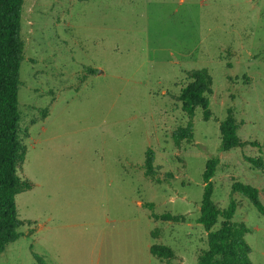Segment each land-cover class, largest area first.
<instances>
[{
    "label": "rangeland",
    "instance_id": "rangeland-1",
    "mask_svg": "<svg viewBox=\"0 0 264 264\" xmlns=\"http://www.w3.org/2000/svg\"><path fill=\"white\" fill-rule=\"evenodd\" d=\"M21 37L18 109L28 137L18 174L33 187L16 208L32 224L0 264H197L207 249L201 177L212 157L213 201L236 202L250 260L264 264V217L231 193L242 182L264 205V172L244 160L264 161V0H24ZM203 68L211 118L197 109L193 138L176 145L172 133L188 122L180 90ZM228 109L243 123L240 140L260 148L220 151ZM148 149L160 183L144 175ZM164 213L184 219L151 217ZM154 244L173 256L153 257Z\"/></svg>",
    "mask_w": 264,
    "mask_h": 264
},
{
    "label": "trees",
    "instance_id": "trees-1",
    "mask_svg": "<svg viewBox=\"0 0 264 264\" xmlns=\"http://www.w3.org/2000/svg\"><path fill=\"white\" fill-rule=\"evenodd\" d=\"M87 2L89 0H74ZM24 0H0V254L4 253L10 244L15 243L22 234L19 229L31 222L19 219L16 208V197L33 187L28 179H23L18 172L24 164L27 147L24 143L28 137L27 130H22L21 114L18 109V90L20 67L24 61V42L21 37V14ZM90 73L95 70L89 68ZM190 82L179 93L181 111L187 116L185 127H180L172 133L176 145L190 142L193 138V119L197 109L202 110V120L211 118L208 97L212 94V76L206 68L190 74ZM43 118L46 112L42 113ZM242 122H238L232 109L227 110L224 121L219 124L220 151L227 152L234 148L251 145L260 148L258 142H243L237 135ZM244 160L253 168L264 172V161L260 158L245 156ZM218 157L207 160L202 173L203 194L199 208L197 223L202 226L207 235V249L197 257V264H252L251 249L245 240L248 229L242 222L233 221L236 202L231 200L226 208H219L213 201V177L219 166ZM144 175L150 180L160 183L155 178L154 153L148 149L142 164ZM231 193L245 197L256 211L264 217V205L259 199V190L239 181H233ZM149 204V209L152 208ZM162 222H181V215L168 213L151 215ZM219 224L217 229L214 227ZM149 253L157 259H170L173 251L166 246L154 244ZM36 258L38 264H44L41 258Z\"/></svg>",
    "mask_w": 264,
    "mask_h": 264
}]
</instances>
